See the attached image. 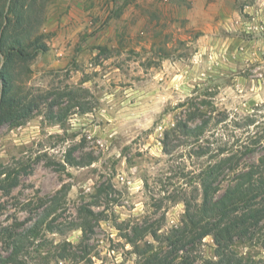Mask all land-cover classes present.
<instances>
[{"label":"rangeland","instance_id":"374dc122","mask_svg":"<svg viewBox=\"0 0 264 264\" xmlns=\"http://www.w3.org/2000/svg\"><path fill=\"white\" fill-rule=\"evenodd\" d=\"M14 11L5 39L43 51L5 67L0 54L15 94L0 179L18 172L0 189V264H150L185 204L201 203L207 172L217 167L218 197L234 176L226 158L238 151L243 169L264 157V0H17ZM204 121L201 137L184 134ZM215 250L208 236L175 264H211ZM228 250L264 264V220Z\"/></svg>","mask_w":264,"mask_h":264},{"label":"trees","instance_id":"16d2710c","mask_svg":"<svg viewBox=\"0 0 264 264\" xmlns=\"http://www.w3.org/2000/svg\"><path fill=\"white\" fill-rule=\"evenodd\" d=\"M16 4L17 0H9L8 12L11 14L9 17H2L3 11L1 12L0 7V54L4 67L14 58L21 59L25 54L32 58L38 51H43L37 46L31 52L24 50L32 43L30 41L26 45L25 38L22 40L10 38L9 41L5 39V29L20 21L16 18L17 12H13V6ZM14 18L16 21L13 22ZM3 23H6V28L1 30ZM5 41L9 43L7 48H3L6 46ZM12 84L2 72L0 74V126L8 119L9 114L4 111H9L15 105ZM207 124L208 122L204 121L200 125L187 127L184 129V134L189 138L201 137ZM162 145L163 151L166 152L167 142L163 141ZM256 149L257 143H250L245 145L240 154L245 157L254 153ZM237 152L224 160L225 169L234 175L229 180V186L217 197L216 194L219 191L216 182L219 175L217 167L207 172L202 178L201 203L194 206L185 204L182 227L172 231V234L163 240L169 251L149 256L150 264H175L180 258V252H185L189 247L202 243V240L208 236L213 239L216 247L214 253L216 261L211 264H243V261L235 259L228 249L235 238L247 233L251 224L256 225L264 220V157L256 165L239 169V163L233 162L235 158L239 159ZM12 173H15L13 174L15 176L18 174V172H6L0 179V189H9L16 185V181L12 180ZM39 224L41 222L30 229V234L33 236L36 234Z\"/></svg>","mask_w":264,"mask_h":264}]
</instances>
